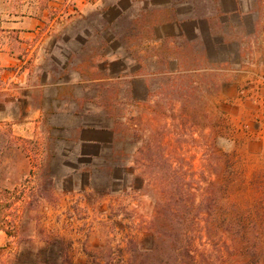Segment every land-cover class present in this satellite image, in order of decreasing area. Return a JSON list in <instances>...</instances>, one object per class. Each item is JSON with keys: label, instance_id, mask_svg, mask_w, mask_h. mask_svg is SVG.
I'll return each mask as SVG.
<instances>
[{"label": "rangeland", "instance_id": "obj_1", "mask_svg": "<svg viewBox=\"0 0 264 264\" xmlns=\"http://www.w3.org/2000/svg\"><path fill=\"white\" fill-rule=\"evenodd\" d=\"M172 1L122 0L121 12H90L74 31L57 32L49 51L63 63L68 52L60 39L74 36L77 49L83 27L96 44L103 36L112 40L108 50L140 46L175 15L165 8ZM51 3L58 4L54 18L64 8L61 0H6V11L38 14ZM177 12L185 16L189 8ZM212 24L214 37L203 22L196 23L198 36L193 24L186 26L191 43L182 50L183 72L150 79L147 102L132 113L133 129L100 158L67 163L54 157L43 166L39 137L22 139L0 125V190L17 188L15 201L19 193L23 200L17 232L0 231V264H159L144 261L138 249L150 246L147 230L158 212L174 236L179 231L176 247L194 255L182 262L166 256V264H251L249 252L264 264V46L230 45L231 34H244L230 29V17L213 15ZM92 41L90 50L97 47ZM147 65L151 72L161 68ZM106 90L109 99L115 92L117 99L127 96L126 89ZM134 91L144 97L142 89ZM80 165L89 172H69Z\"/></svg>", "mask_w": 264, "mask_h": 264}, {"label": "crops", "instance_id": "obj_2", "mask_svg": "<svg viewBox=\"0 0 264 264\" xmlns=\"http://www.w3.org/2000/svg\"><path fill=\"white\" fill-rule=\"evenodd\" d=\"M61 1L64 8L52 18L58 11L56 3L42 13L9 15L6 0H0V30L5 35L0 42V125H10L22 139L39 137L43 166H51L48 158L73 163L69 159L91 161L111 151L122 137V128L129 127L133 111L152 88L150 79L183 72L182 63L187 59L182 50L191 43L187 25L193 24L198 36L196 23L203 22L214 37L213 15L221 14L230 17V29L244 32L241 37L231 34L230 45L246 42L264 46V0H174L165 8L175 15L156 27L154 39H146L140 46L131 43L126 49L119 46L108 50L112 40L96 44L85 36L83 27V41L77 40V49L74 36L60 39L68 55L63 56V63H57L49 51L51 41H59L52 39L57 32L64 28L74 31L76 21L90 12L122 11V0ZM202 5L204 13L199 10ZM181 7L189 8L187 15L178 14ZM91 41L97 46L93 50ZM150 61L159 63L160 70L149 71ZM106 89H126L127 96L117 99L115 92L109 99ZM135 89H142V99L134 94ZM14 109L21 113L15 115ZM116 109L122 110L119 115ZM80 168L86 165L69 172H89Z\"/></svg>", "mask_w": 264, "mask_h": 264}, {"label": "trees", "instance_id": "obj_3", "mask_svg": "<svg viewBox=\"0 0 264 264\" xmlns=\"http://www.w3.org/2000/svg\"><path fill=\"white\" fill-rule=\"evenodd\" d=\"M9 15H12L11 13H8ZM3 31L0 30V33ZM103 39L106 40L105 36H103ZM148 99V94L146 98L144 99L143 103H146ZM122 110L116 109L115 113L119 115V112ZM120 117V116H119ZM129 127L122 128V137H125V134H128V131H131L133 129V117L129 118ZM42 173H47L45 170H41ZM139 179L141 181V185H143L147 180L146 173H142L139 176ZM135 179H138L135 177ZM131 188V187H130ZM139 189H133L134 192L140 191ZM19 190L15 188L13 191L8 190H0V231L4 232L7 236L12 237L18 229V220H16L18 212L23 205V200L20 199L22 196L21 193H19L18 198L19 200L16 202V196L18 194ZM167 194V190L164 186H161L159 190V200H163ZM12 204L14 207H12ZM158 216L156 217V222L152 225L151 228L147 230L148 237L151 239V244L149 247H145L143 244L138 245V249L143 253L144 261L145 259L153 260L159 262V264L163 263L166 264V258L171 256L175 257L174 260L182 262V260L187 258L188 260H193V252L187 251L186 249H183L180 247H176V244L180 242V233L179 231L173 235V231L170 229V225L167 222L166 216L164 215V212H158ZM169 231V232H168ZM173 235L172 242H169L171 244L168 245V239ZM169 247V248H168ZM183 249V250H182ZM242 255H246V253L242 252ZM255 252H249L246 256L248 257V262L251 264H259V262H255ZM140 257H143L142 254L139 255ZM167 256V257H166ZM181 264V263H179Z\"/></svg>", "mask_w": 264, "mask_h": 264}]
</instances>
